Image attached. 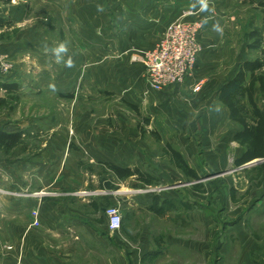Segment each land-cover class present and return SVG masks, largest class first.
I'll return each mask as SVG.
<instances>
[{"label":"rangeland","instance_id":"1","mask_svg":"<svg viewBox=\"0 0 264 264\" xmlns=\"http://www.w3.org/2000/svg\"><path fill=\"white\" fill-rule=\"evenodd\" d=\"M258 1L260 0H220L218 4L230 18L225 26V40L230 47V55L223 60L225 65L221 67L223 74L230 73L238 62L259 54L256 51L248 53L245 47L249 30L252 27L262 26ZM202 3L205 2L191 5L200 9ZM45 20L46 18H39L38 23L42 24ZM20 31V27H14L10 34L16 38ZM38 47L48 59L47 68L44 69H48L47 71L52 75L59 67L62 70L65 62L61 59V66L58 60L56 61L58 58L56 56L59 54L63 58L68 54L70 46ZM86 47H93V50L86 48L84 52L87 59L93 62L99 60L105 53L103 50L95 49L98 46ZM12 63L13 72L18 75L16 81L21 88V98L17 103V109L13 112H4L0 121L18 127L23 126L22 128L28 127L39 135L29 138L30 151L21 154L23 157L33 158V162L26 163L24 169L18 167L12 174L10 167H17L23 161L9 165L0 155V245L2 248L5 237L17 233V229L23 225L32 234H42L46 245L51 249L55 247L61 253H65L69 246L79 247L83 244L74 240L72 235L81 233L86 236L85 239L91 249L87 247L86 251L82 252V260L78 262L85 260L91 262L93 259L98 264H121V260L116 257L117 251L124 253V264H128L130 260L135 262L140 252L138 250L140 245L147 246L138 243L137 239L148 236L154 247L159 245L156 238H161V245L165 251L154 264H264V180L261 183V178L250 169L262 165L264 160L260 159L251 166L241 168L234 165L239 147L231 138L235 126L232 121L226 120L225 116L220 114L216 124L211 125L209 130L206 127L209 124H205L204 128V124H201L197 117L192 123H178L165 114L164 110L161 111L162 109H158L156 114H149L144 104L135 105L115 93L102 91L92 75V71L98 69L96 65L89 67L79 64L76 68L80 78L76 87L64 92L73 94V97H61L51 87L41 83L42 68H39L37 63L29 58L22 60L18 58V61ZM218 70H220L219 66ZM198 85L201 86V82L196 83L194 87ZM0 94L5 95V91H0ZM191 95H194L192 89ZM188 101L190 98L185 96L178 103L187 106ZM217 101L215 103L219 105ZM260 106L264 108V101H260ZM96 120L99 123L101 120L108 122L114 133H120V130L126 126L139 129L141 126L145 130L143 133L140 130L144 144L141 147L143 156L141 165L144 171L156 172V176L160 178L159 183L153 185H146L138 179L131 178L121 183L119 190H111L101 188L102 166L94 163L91 168L93 174L88 173V184L84 185L86 190L79 192L82 196L94 200L101 195H117L118 191H124L125 194H120L124 195V200H121L120 204L114 202L110 205L120 209L122 218L134 204L137 213L129 223L128 230L130 235L136 236L137 239H131L123 250H117L113 238L121 233L112 232L108 225L106 226L108 217L105 212L109 207L103 211L104 213L92 209L93 223L89 231H84L74 224L75 222L71 226L61 228H53L43 223L37 225V228L30 227V213L33 215V211L41 210L46 200L59 201L67 205L71 191L68 185L42 187L37 174L34 173L36 170L34 166L42 163L44 153L58 133H65L63 130H68L66 154L69 152L72 157L84 162V165L90 168L91 165L87 161L88 154L84 148L79 147L81 135L85 132L81 131V128ZM168 143L185 154L191 165L198 166L201 170V182L205 184L207 192L198 199L191 192L195 181H189L186 176L178 174L168 155L165 154L164 150ZM189 148H192L191 152H187ZM245 167H248L249 171L245 172L243 170ZM172 168L176 171L171 172ZM163 171H166V176ZM231 188L237 191V203H234L230 197ZM176 193L193 205L195 212L187 219L188 222L184 221V213L181 221L180 215L176 212L169 213L166 217L154 216L148 212L150 196L153 197L155 194L169 196ZM38 194L42 195L38 196ZM136 194H140L141 198L135 204L133 197ZM77 206L80 207L81 204ZM103 214L106 216L105 219ZM102 218L103 221H100ZM94 236H103L107 244L104 239L101 241ZM175 239L188 241V244L178 243Z\"/></svg>","mask_w":264,"mask_h":264},{"label":"crops","instance_id":"2","mask_svg":"<svg viewBox=\"0 0 264 264\" xmlns=\"http://www.w3.org/2000/svg\"><path fill=\"white\" fill-rule=\"evenodd\" d=\"M196 2L205 3L197 9L191 5ZM219 2L220 0H0V18L5 21V24L0 26V55L11 62L18 61V58L20 60L29 58L37 63V66L42 68L41 83L51 87L57 93L69 92L76 87L80 78L77 70L79 64L89 67L96 65L98 69L93 70L92 75L102 91L115 93L135 105L144 104L149 114H156L158 109H162L161 111L164 110L165 114L178 123H192L197 117L199 122L204 124V128L205 124H209L206 127L210 130L209 127L216 124L220 114L231 121L229 110L218 100V90L223 83L234 76L241 63V61L238 62L230 73H222L221 67L225 66L223 60L230 55V47L225 40V26L230 18L220 9ZM189 10H194V14L187 19L197 20L202 24L198 35L201 52L196 67L192 75L183 83L169 85L161 91L154 90L146 75L145 65L140 61H133L132 55L138 51L153 49L167 26L179 19L183 12ZM39 18H46V20L39 24ZM14 27L21 28L16 38L10 34ZM38 46H70L68 54L63 56L64 59L59 54L56 56L58 64H61L62 60L66 63L64 66L61 64L62 70L59 67L52 75L50 71H47L48 69H44L48 59ZM86 46H98L95 49L103 50L105 53L99 60L93 62L87 59L84 53L87 49L93 50V47ZM13 67L7 73L0 69V82L6 80L18 82L16 81L18 75L14 74ZM198 82H201V86L196 91L193 87ZM191 89L194 95H191ZM185 96L190 98L187 106L178 103ZM216 100L219 105L215 103ZM234 125L231 138L239 147V153L236 156L239 157L243 148L234 141V135L240 126L237 123ZM84 126L81 128V131L85 132L81 135L79 147L84 148L88 154L87 161L91 165L90 168H87L84 162H79L77 158L72 157L69 152L66 154L68 130H63L65 133H58L44 153L42 163L34 166L36 168L34 173L37 174L42 187L68 185L72 191H70L67 205L49 200L42 204L36 217L38 226L43 223L53 228H61L71 226L75 222L74 224L84 231L92 229V198H86L79 192L86 190L84 185L88 184V173L93 174L91 167L94 163L100 165L99 162H111L123 168L138 167L143 170L141 147L144 144L139 128L126 126L120 130V133H114L108 122L102 120L100 123L96 120ZM191 151L192 148L187 150V152ZM222 156L225 157L223 154ZM25 164L21 162L17 167L11 166V173L14 174L18 167L24 169ZM191 167L201 175L198 166L191 165ZM176 169L178 174L185 176L178 168ZM176 169L172 168L170 171L173 172ZM163 173L167 175L166 171ZM131 178L137 179V176L133 175L118 181L117 190L120 189L121 183ZM132 188L135 187L132 186ZM191 192L197 199L204 194L193 189ZM120 194L125 192L118 191L117 195H106L110 197L111 204L114 202L120 204L121 200H124V195ZM156 196H159L158 201ZM140 198V194H136L133 197L134 203L139 202ZM167 200L171 204L167 206L164 213H158L157 208H160L163 201ZM77 204L81 206L78 207ZM188 204L189 201L184 200L178 193L169 196L155 194L148 198L147 210L159 217H166L169 213L176 212L180 215L181 221H183L184 213V221L188 222L187 219L195 212L193 208L188 207ZM129 213H131V219L123 221L125 228L127 225V234H124L121 229L114 231L121 233L113 237L117 250H123L125 244L131 239H137L136 236H131L128 230L129 223L133 221L137 213L134 204L124 218ZM29 216L30 227L37 228L38 226L33 224V215L30 213ZM96 237L101 241L104 239L103 236ZM96 237L94 236L95 239ZM72 238L83 244L79 242V247L69 246L65 253H61L55 247L51 249L47 246L42 234H32L21 225L17 233L5 237L4 248L0 245V264H98L93 259L91 262L86 260L78 262L82 260V252L86 251L87 247L90 248V245L85 239L86 236L81 233L72 235ZM137 240L138 243L147 244V246L140 245L138 249L140 252L135 262L130 260L128 264H144L142 257L151 251L159 250L161 253L154 261L147 260L145 264H154L163 256L165 251L161 245V238H156L159 244L156 247L148 236H141ZM175 241L188 244V241L182 239H175ZM117 252V259L124 264V253Z\"/></svg>","mask_w":264,"mask_h":264},{"label":"trees","instance_id":"3","mask_svg":"<svg viewBox=\"0 0 264 264\" xmlns=\"http://www.w3.org/2000/svg\"><path fill=\"white\" fill-rule=\"evenodd\" d=\"M257 6L261 10L262 26L252 27L249 30L245 47L248 53L256 51L259 54L241 62L234 76L223 83L218 90V100L229 110L230 120L240 126L234 135V141L243 148L242 154L234 159V165L237 168L244 167L255 159L264 160V110L260 106V101H264V0L258 1ZM4 24L5 21L0 18V26ZM0 89L5 91V95H0L1 118L4 112H13L17 109V103L21 98V88L18 82L6 80L0 82ZM59 96L72 98L73 94L59 93ZM147 122L149 123V120ZM140 130L142 133L145 132L141 126ZM37 135L39 133L35 134V131L33 132L28 127L22 128L0 121V155L9 165H14L19 161L32 163L33 158H26L21 154L30 151L29 138H34ZM164 151L174 167L178 168L189 181H195L192 185L193 190L207 192L205 184L201 182L202 176L191 167L185 154L170 143L166 144ZM99 164L102 166L100 173L103 175L102 189L117 190L118 181L133 175H136L137 179L146 185H153L160 181V178L155 174L138 167L123 168L111 162H99ZM250 169L256 172V176L260 177L261 183H263L264 162L262 165L253 166ZM243 170L247 172L249 168L245 167ZM230 197L234 203L238 202L235 188L230 189ZM158 200L159 196H156V201ZM163 202L162 206L157 208V212L160 214L164 213L167 206L171 204L168 200ZM110 205V197L107 195L91 200V206L95 212L104 211ZM188 207L191 209L193 205L189 202ZM131 217V213H129L126 218H122L121 231L124 234H127V225L125 228L123 221H129ZM100 221H103V218ZM160 253L159 250L148 252L142 257V262L145 264L147 260L154 261Z\"/></svg>","mask_w":264,"mask_h":264},{"label":"built area","instance_id":"4","mask_svg":"<svg viewBox=\"0 0 264 264\" xmlns=\"http://www.w3.org/2000/svg\"><path fill=\"white\" fill-rule=\"evenodd\" d=\"M194 14V10L183 12L181 17L169 24L157 43L147 51L136 52L132 55L133 61H140L146 67V74L150 86L161 91L169 85H178L184 82L188 75L194 71L201 45L198 41L201 22L187 19ZM12 62L0 55V69L7 73L12 70ZM196 86L195 90H199ZM42 194H38L41 196ZM38 211H33L34 225H38ZM108 228L110 231H118L122 226V215L117 206L107 209Z\"/></svg>","mask_w":264,"mask_h":264},{"label":"water","instance_id":"5","mask_svg":"<svg viewBox=\"0 0 264 264\" xmlns=\"http://www.w3.org/2000/svg\"><path fill=\"white\" fill-rule=\"evenodd\" d=\"M257 161H260V159L254 160L253 162H250V163L246 164L245 166L253 165V164H255Z\"/></svg>","mask_w":264,"mask_h":264}]
</instances>
